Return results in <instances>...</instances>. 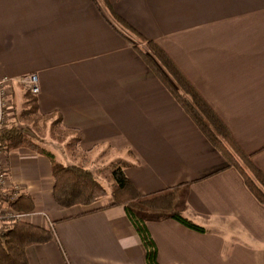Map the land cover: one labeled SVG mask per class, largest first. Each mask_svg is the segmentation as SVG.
I'll use <instances>...</instances> for the list:
<instances>
[{"label":"crops","instance_id":"0c3cea01","mask_svg":"<svg viewBox=\"0 0 264 264\" xmlns=\"http://www.w3.org/2000/svg\"><path fill=\"white\" fill-rule=\"evenodd\" d=\"M98 2L0 0V77L35 73L40 86L30 95L13 83L12 110L35 98L34 114L49 129L60 117L69 139L79 133V155L94 159L104 149L126 162L141 194L188 183L184 214L205 232L172 219L147 222L159 264H264V204ZM105 3L160 46L264 176V0ZM5 151L9 181L33 204L26 222L53 233L26 248L28 264H146L122 206L103 207V197L62 208L48 158L25 147Z\"/></svg>","mask_w":264,"mask_h":264},{"label":"trees","instance_id":"16d2710c","mask_svg":"<svg viewBox=\"0 0 264 264\" xmlns=\"http://www.w3.org/2000/svg\"><path fill=\"white\" fill-rule=\"evenodd\" d=\"M107 7L109 9V20L108 18L106 19L109 24L123 34L131 43L137 54L161 80L169 93L193 120L208 141L223 154L228 164L237 167L243 174L238 164L233 162V155L229 152L227 146L237 153L253 173L256 180L264 187V176L262 173L252 165L250 157L244 155L235 146L226 126L175 66L168 55L157 43L142 35L124 18L118 15L108 3ZM125 32L145 43L152 54L134 44ZM29 105L33 107L30 113H35L36 99L31 98ZM52 126L60 128L61 118H56L52 122ZM64 130L71 133V130L65 128ZM75 133L74 137L68 142L69 146L77 147L80 141L79 133ZM27 137L22 128H4L0 132V143L6 150L26 146L48 158L54 180L52 188L53 200L58 206L69 208L74 205H91L103 197H107L108 200V203L103 207L122 206L145 248L146 264H159L157 261V248L147 229V222L172 219L194 231L205 232L203 226L194 223L184 214L189 188L188 183L179 184L151 194H141L134 188L122 170L123 167L127 166V163L120 160L121 164L111 171L113 184L111 189L107 190L89 168L74 163H59L55 160L53 153L39 147L37 144H33V140L31 142V139ZM243 177L250 191L264 204L263 191L257 187L255 180L247 174H243ZM11 208L30 212L33 209V204L30 197L23 193L17 200L11 203ZM52 235L51 230L26 221H16L3 226V228L1 227L0 264H28L26 248L31 244L49 241Z\"/></svg>","mask_w":264,"mask_h":264},{"label":"rangeland","instance_id":"374dc122","mask_svg":"<svg viewBox=\"0 0 264 264\" xmlns=\"http://www.w3.org/2000/svg\"><path fill=\"white\" fill-rule=\"evenodd\" d=\"M98 3H99V6L102 12H109L108 7L104 1L99 0ZM116 25L119 27L118 24ZM125 34L130 39H132L134 44L139 46L142 50L152 54L148 46L145 43L139 41L137 37L127 32H125ZM32 108L33 107L29 105L26 109L21 108V109L12 110L11 113L8 115L4 128H8V127L11 128L10 126L15 127V128H22L24 130L25 135H27L31 139V142L33 140V144H37L41 148L47 147L48 149L53 151L55 154L54 155L55 160L59 163H62V164L77 163V165H81V166L87 165L89 169L95 174L97 179L101 182V184L104 187H106L107 190L111 189L112 184H113L111 171L117 165L121 164V161H120L121 159L117 158L119 156L117 155L115 156L110 153H109L110 156L109 154L105 155L106 152L104 149H101L99 153L97 152V155H96L97 157L94 159L91 158L93 156H90V158L88 157L87 159L86 154L79 155L77 152L78 151L77 147L68 145V142L70 140L69 136H71V133L66 132L65 130L59 128L58 126L56 127L52 126L49 129L48 118H46V116L35 115L34 113H30V110ZM24 147L32 150L29 147H26V146ZM227 148L229 152L232 153L233 155V159H234L233 162L238 164V166L243 171V174H247L250 178L255 180V184L257 185L258 188H261L264 194V187L256 180L255 176L250 171V169L247 167V165L244 163V161L241 160V158L237 155V153L234 152L232 148L228 146ZM112 150H111V153H114ZM116 153L118 154V152ZM24 213H27V212H24Z\"/></svg>","mask_w":264,"mask_h":264},{"label":"built area","instance_id":"2783aa9c","mask_svg":"<svg viewBox=\"0 0 264 264\" xmlns=\"http://www.w3.org/2000/svg\"><path fill=\"white\" fill-rule=\"evenodd\" d=\"M13 83L30 95H37L40 90L38 76L35 73L23 74L17 78L0 77V132L4 129L12 110ZM5 150L6 148L0 143V229L12 222L26 221L27 218V213L11 208V203L17 200L24 190L19 184L9 181L8 169L4 164Z\"/></svg>","mask_w":264,"mask_h":264}]
</instances>
